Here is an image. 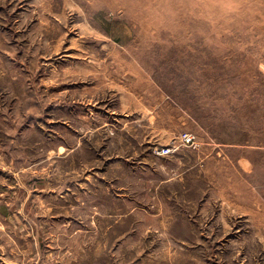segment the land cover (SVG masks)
<instances>
[{
    "label": "rangeland",
    "instance_id": "rangeland-1",
    "mask_svg": "<svg viewBox=\"0 0 264 264\" xmlns=\"http://www.w3.org/2000/svg\"><path fill=\"white\" fill-rule=\"evenodd\" d=\"M0 264H264V0H0Z\"/></svg>",
    "mask_w": 264,
    "mask_h": 264
},
{
    "label": "built area",
    "instance_id": "built-area-1",
    "mask_svg": "<svg viewBox=\"0 0 264 264\" xmlns=\"http://www.w3.org/2000/svg\"><path fill=\"white\" fill-rule=\"evenodd\" d=\"M180 138L184 143H194L195 142V135L191 132H184L180 135ZM172 151V148L169 146H165L159 150L160 153L162 154H167Z\"/></svg>",
    "mask_w": 264,
    "mask_h": 264
}]
</instances>
